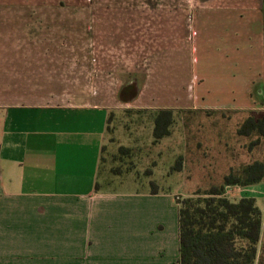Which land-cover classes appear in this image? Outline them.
Here are the masks:
<instances>
[{
	"label": "crops",
	"instance_id": "1",
	"mask_svg": "<svg viewBox=\"0 0 264 264\" xmlns=\"http://www.w3.org/2000/svg\"><path fill=\"white\" fill-rule=\"evenodd\" d=\"M257 7L264 9V0L234 2L218 12L222 18L216 19L230 32L229 39L219 35L214 41L216 53L243 55V70L248 72H252V59H259L258 69L264 67V14L256 11ZM91 19H86L87 25L81 29L83 37L88 34L84 44L76 42L59 49L55 47L57 41L80 39L73 35L74 28L59 27L54 19L39 16L0 22L4 44L0 49V264H177L175 201L173 205L161 197L159 189L117 208L107 209L99 199L107 196L106 189L118 181V175H100L110 113L120 103L138 102L142 89L134 81L120 88L111 80L113 86L109 87L116 89L110 94L103 91V97H108L101 101L103 80L95 79L94 84H100L94 85L99 91L94 90L93 95L81 80L82 87L77 86L82 91L76 95L74 76L80 71L84 78L87 73L89 82L94 71L91 62L95 61L91 56L102 55L92 43L102 38L95 35L94 18ZM145 21L149 19L135 17L132 42L136 35L138 43ZM245 21L257 25L260 34V53L252 52L251 60L247 57L251 32L248 23L245 43ZM100 34L105 37L103 32ZM68 35L70 40L65 38ZM245 44L248 52L240 54ZM70 53H82L80 58L76 56L82 69L60 58ZM223 61L228 62L226 58ZM138 63L139 60L131 62V71L138 70ZM103 73L107 77V71ZM262 83H248L244 92L248 105L242 106L243 110L225 109L245 111L254 104L264 105V80ZM220 109L223 108H215ZM128 174L126 183L133 184L131 172ZM150 176L155 183L152 173ZM236 191L234 200L252 198L260 210L261 230L254 264H264V179ZM172 214L174 223L167 231L169 224H163L166 228L160 224L164 219L171 223ZM151 216L156 217L155 225L149 223ZM165 248L171 249V255L165 253Z\"/></svg>",
	"mask_w": 264,
	"mask_h": 264
},
{
	"label": "rangeland",
	"instance_id": "2",
	"mask_svg": "<svg viewBox=\"0 0 264 264\" xmlns=\"http://www.w3.org/2000/svg\"><path fill=\"white\" fill-rule=\"evenodd\" d=\"M238 1L242 0H0V22L7 18L39 16L54 19L59 22V27L74 28L73 35L80 39L66 43L57 41V49L67 44L71 47L76 42L84 44L88 34L83 37L81 29L86 27V19L94 18L95 35L102 39L92 43L100 48L102 55L105 54L101 57L91 54L95 61L91 62L94 71L90 73L89 82L87 73L84 78L80 71L74 76L76 95L82 91L77 86L82 85L81 80H85L84 88L92 95L98 89L94 85L100 84L98 81L94 84L95 79L103 80L104 89L102 87L99 94L101 101L103 91L110 94L118 85L121 88L134 81L142 89L138 102L120 103L119 108L110 113L100 175H118L117 179L122 183L116 181L106 189L107 196L99 198L107 209L122 207V203L141 199L139 197L146 192L158 189L161 197L174 205L176 197H187L196 191L220 186L223 176L229 172L237 175L245 165L264 161V139L252 144L257 140L256 135L238 134L247 119H257L264 111L261 110L264 105L260 103L242 111V106L248 105L244 96L248 83L254 81L262 85L264 80H261L264 67L258 69L259 59L253 60L251 56L252 52L260 53L257 25L251 26L250 21L243 23L245 43L248 23L251 32L247 57L252 59V72L243 70V55L219 56L215 51L217 43L214 41L219 35L224 40L230 38L226 25L216 21L222 18L218 12ZM256 11L264 14V9L259 7ZM135 17L149 19V23L145 21L141 28L138 43L136 35L133 42L131 39ZM241 36L240 41L243 40ZM65 38L70 40L69 35ZM237 41L235 36V43ZM3 47L0 35V49ZM244 52H248L246 44L240 54ZM136 53L138 56L132 57ZM79 54L82 53H70L60 58L79 70L83 65L76 61ZM224 58L228 62H224ZM136 60H139L138 70L131 71V62ZM105 71L107 77L103 75ZM111 80L116 83L113 89L109 87ZM73 92L75 94V89ZM204 97L205 102L200 101ZM220 107L223 109L215 110ZM161 110L172 112L173 124L171 135L156 141L152 134L153 121ZM176 164L180 165L179 171ZM130 172L133 184L126 183ZM151 173L155 183L149 179ZM236 190L232 188L231 194L225 193V196L234 200ZM172 219L171 223L160 220V225L166 228L164 225L169 224L168 231L174 223L173 214ZM149 223L155 225L156 217L151 216ZM165 253L171 255V249L165 248Z\"/></svg>",
	"mask_w": 264,
	"mask_h": 264
},
{
	"label": "trees",
	"instance_id": "3",
	"mask_svg": "<svg viewBox=\"0 0 264 264\" xmlns=\"http://www.w3.org/2000/svg\"><path fill=\"white\" fill-rule=\"evenodd\" d=\"M110 120V119H109ZM173 115L170 110L157 112L153 121V138L170 135ZM241 136L256 135L264 139V114L247 119L238 130ZM123 150V149H122ZM180 170V165H175ZM264 179V161L245 165L236 175L223 176L220 186L176 197L179 248L177 264H254L261 230V213L254 199L230 200L226 188H246Z\"/></svg>",
	"mask_w": 264,
	"mask_h": 264
},
{
	"label": "built area",
	"instance_id": "4",
	"mask_svg": "<svg viewBox=\"0 0 264 264\" xmlns=\"http://www.w3.org/2000/svg\"><path fill=\"white\" fill-rule=\"evenodd\" d=\"M232 188H236L237 190H239V189H243V188H238V187H228V188H226L225 193H226V194H231V189H232Z\"/></svg>",
	"mask_w": 264,
	"mask_h": 264
}]
</instances>
